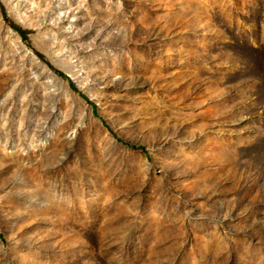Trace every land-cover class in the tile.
I'll return each instance as SVG.
<instances>
[{
	"label": "rangeland",
	"instance_id": "obj_1",
	"mask_svg": "<svg viewBox=\"0 0 264 264\" xmlns=\"http://www.w3.org/2000/svg\"><path fill=\"white\" fill-rule=\"evenodd\" d=\"M0 2V264H264V0Z\"/></svg>",
	"mask_w": 264,
	"mask_h": 264
},
{
	"label": "trees",
	"instance_id": "obj_2",
	"mask_svg": "<svg viewBox=\"0 0 264 264\" xmlns=\"http://www.w3.org/2000/svg\"><path fill=\"white\" fill-rule=\"evenodd\" d=\"M0 10L2 12V15H3V18L9 23V25L18 32V34L20 35L21 39L25 42L26 46L28 48L31 49V51L33 52V54H35L42 62H44L48 68L52 69L55 73H57L59 76L65 78L67 81H68V84L69 86L77 91L84 99H86L91 105L92 107L94 108L95 107V104L94 102H92L90 99H88V97L82 92L80 91L74 81L71 79V77L65 73L63 70L57 68L56 66H54L48 59L47 57L41 52L39 51L38 49L34 48L30 42H29V39H28V30L25 29V28H22L19 24L13 22L6 14V11L4 9V6L2 5V3L0 2ZM107 128L109 130V132L114 136L116 137L119 141H121L123 144H127L129 145L130 147H133V148H140L142 149L144 152H146L145 150V147L142 146V145H137V144H134L130 141H127L121 137H119L108 125H107Z\"/></svg>",
	"mask_w": 264,
	"mask_h": 264
}]
</instances>
